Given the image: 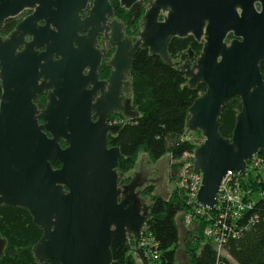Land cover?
I'll return each instance as SVG.
<instances>
[{"label":"water","instance_id":"1","mask_svg":"<svg viewBox=\"0 0 264 264\" xmlns=\"http://www.w3.org/2000/svg\"><path fill=\"white\" fill-rule=\"evenodd\" d=\"M88 1L0 0V206L26 208L43 229L32 247L41 263L113 264L112 247L126 245L150 264L139 247L152 208L142 188L153 182L156 195L170 196L169 157L158 161L159 178L153 179L142 155L126 182L117 168L121 150L108 146L124 123L107 118L112 111L127 121L139 116L127 80L139 49L172 65L169 44L175 37L192 35L203 43L197 60L180 69L189 87H207L188 109L186 132L205 137L194 151L203 175L197 198L212 207L225 173L245 177L246 160L264 150V0H151L135 40L114 17L110 0H93L82 18ZM140 2L119 0L127 10ZM27 8L34 11L4 38V23ZM98 36L103 49L96 47ZM106 47L115 49L108 59L113 70L107 81H98ZM47 90L46 109L39 111L33 99ZM233 97L242 109L228 138L220 118ZM52 160L61 167L55 169ZM6 245L0 236V258Z\"/></svg>","mask_w":264,"mask_h":264},{"label":"trees","instance_id":"2","mask_svg":"<svg viewBox=\"0 0 264 264\" xmlns=\"http://www.w3.org/2000/svg\"><path fill=\"white\" fill-rule=\"evenodd\" d=\"M114 3L115 13L127 25L128 33L138 32L144 14L143 4L138 3L130 10H124L116 0ZM169 45L172 65L164 62L159 55L151 56L144 48L135 54L130 77L133 90L131 98L140 113L134 120L125 122L119 133L108 138V146H118L121 150L117 168L127 176V180L137 168L141 152H145L150 161L155 163L169 153L180 158L184 152L194 149L193 143H178L176 140L186 129L189 107L207 87L203 84L196 88L189 87L188 80L178 65L180 60L187 57L188 48L191 47L197 54L203 45L196 42L193 36L175 37ZM261 73L264 76V62L261 64ZM241 109L238 97L227 102L220 118L223 136L231 138L236 116ZM259 153L264 159V150L260 149ZM173 180L174 177L170 174L169 181L173 183ZM242 184L255 195L264 190V176L251 174L242 179ZM142 189V195L152 203L149 223L143 233L152 236L158 243L160 264H175L180 246L176 217L187 210V204L174 188L168 198L156 195L157 188L153 183H148ZM23 211L19 207L0 206V233L7 239L0 264L36 263L32 247L41 238L42 229L34 224L31 215ZM254 215L259 218L250 225L249 230H245L238 238H228L224 245L227 254L237 264H264V198L257 200L254 208L241 216L239 224L249 223ZM22 217L25 219L21 220ZM205 224L206 220H202L197 228L188 231L185 236V253L189 263L231 264L226 257H219L213 244L205 238ZM112 256L113 264H139V256L130 246L112 247Z\"/></svg>","mask_w":264,"mask_h":264},{"label":"built area","instance_id":"3","mask_svg":"<svg viewBox=\"0 0 264 264\" xmlns=\"http://www.w3.org/2000/svg\"><path fill=\"white\" fill-rule=\"evenodd\" d=\"M196 133L197 131L186 132L185 129L176 141L178 143H193ZM204 140L202 139L201 142ZM194 151L195 149L191 152L186 151L180 158H175L173 154H169L170 165L178 166L176 170L171 172L172 174L170 173L174 177V191L180 198H184L187 204V210L183 211L186 226L189 230H194L202 220H206L203 228L205 238L213 244L219 257H226L231 264H234L235 262L225 251L224 245L228 242V238H238L245 230H249L252 223L258 220L259 217L254 215L249 223L239 224L241 216L253 209L257 200L264 198V190L252 195L251 189H246L242 184V179L251 174L256 176L263 174L264 176V159L259 152L247 159V175L245 177L237 171L228 170L220 183L215 204L210 207L200 204L197 198L203 175L195 167ZM140 246L145 249L150 264H160L158 243L152 236H146L143 233L139 242Z\"/></svg>","mask_w":264,"mask_h":264},{"label":"flooded vegetation","instance_id":"4","mask_svg":"<svg viewBox=\"0 0 264 264\" xmlns=\"http://www.w3.org/2000/svg\"><path fill=\"white\" fill-rule=\"evenodd\" d=\"M117 1V3H119V0H116ZM149 1H151V0H144V3H141V4H143V6H144V12H145V9H146V7H147V5H148V3H149ZM93 0H89L88 1V6H87V8H86V10H84L82 13H81V15H82V18H86V16H88V14H89V11H90V9L93 7ZM110 3H112V5H113V8H114V14H115V18H117L118 20H120L121 22H123L122 20H121V18L120 17H118L117 16V14L115 13L116 12V10H115V3H114V0H110ZM138 4V3H137ZM136 5V4H135ZM120 6L124 9V10H127V9H125L122 5H121V3H120ZM134 6V5H133ZM132 6V7H133ZM131 7V8H132ZM130 10V9H129ZM34 10L33 9H30V8H27V9H25V10H23L21 13H20V15H18V16H14V17H9V19L4 23V26H3V28L1 29L2 30V32H1V35L4 37V38H8L9 36H10V34L14 31V29L16 28V26L19 24V23H21V21L22 20H24V19H26V17H28V16H30L31 15V13L33 12ZM145 14V13H144ZM144 14H143V16H144ZM142 16V17H143ZM161 19H163V16H161ZM112 20V18H110V21ZM10 21V23L8 24V22ZM124 23V22H123ZM141 23V22H140ZM43 24H44V21H42L41 23H40V25H42L43 26ZM124 25H125V23H124ZM125 33H126V35L127 36H133L132 34H129L128 32V29H127V25L125 26ZM84 34H86V32H84ZM190 36H192V35H190ZM99 38H98V44H97V48H99V49H103L102 47H103V45H102V37L101 36H98ZM189 37V36H188ZM194 38V37H193ZM32 39V36L31 35H27L26 37H25V40L26 41H32L31 40ZM136 38L134 37V40H135ZM195 39V38H194ZM228 39L230 40V39H233V34H230L229 36H228ZM196 41V40H195ZM196 42H198V41H196ZM198 43H200V42H198ZM106 44V43H105ZM202 45H203V43H201ZM24 48V45H22V47H20L18 50L19 51H22V49ZM107 48V52L106 53H103V54H105V56H103L101 59H102V61H101V64L99 65V68H98V81H107V79L110 77V75H111V72H112V67L111 66H109V64H108V59H110V57H112V55L115 53V49L114 48H108V47H106ZM43 47H41L40 49L38 48H36V50H41V51H43ZM190 50L192 51V57L190 56ZM187 57L185 58V59H182V60H180V63H179V65L178 66H180L181 64H184L187 60H190V63L191 64H193L196 60H197V58H198V54L200 53H195L193 50H192V48L190 47V48H188L187 50ZM86 74H88V72H85ZM130 77L131 76H129V77H127V80H130L131 81V79H130ZM1 80H0V84H1ZM38 83L39 84H42V80L41 79H39V81H38ZM101 95V90L99 91V96ZM47 96H48V90L45 92V93H41V92H39V93H37V95L35 96V98L33 99V104L34 105H36L37 106V108H38V110L39 111H42V110H45L46 109V104H47ZM132 96V95H131ZM134 106V105H133ZM135 108V107H134ZM133 108V109H134ZM92 114H95V111H93L92 112ZM93 120H97V118H94ZM134 120V119H133ZM129 121V120H128ZM107 122L108 123H110V124H113V123H125V122H127V120L125 119V116H124V114L123 113H121V112H116V111H112L111 112V114L108 116V118H107ZM46 122L44 121V119L43 118H39V124L40 125H44ZM60 145L63 147V148H65L66 147V143H65V141H63V140H61L60 141ZM52 162V165H53V167L55 168V169H59L60 167H61V162H59V161H57V160H52L51 161ZM150 168H152V167H150ZM137 170H139V168L137 169ZM137 170L135 171V172H133V174L134 173H136L137 172ZM132 174V175H133ZM131 175V176H132ZM131 176H130V179H131ZM150 177L151 178H153V179H157V178H159L158 177V171H157V168L156 169H154V168H152V170H151V173H150ZM126 178V182H129L130 181V179L129 180H127V176L125 177ZM148 183H153V182H148ZM154 184V183H153ZM155 185V184H154ZM156 186V185H155ZM157 187V186H156ZM148 200V199H147ZM1 207H3V206H1ZM6 207V206H5ZM19 208H21V209H23L24 211H25V213H28L29 215H31L30 214V211H28L26 208H23V207H19ZM23 211V212H24ZM31 217H32V221H33V216L31 215ZM25 219V217H22V219L21 220H24ZM34 222V221H33ZM35 224V223H34ZM36 225V224H35ZM37 226V225H36ZM39 227V226H38ZM40 228V227H39ZM40 229H42V228H40ZM42 233H43V229H42ZM42 233H41V235H42ZM0 236L2 237V235H1V233H0ZM41 237V236H40ZM2 238H4V237H2ZM4 239H6V238H4ZM41 239V238H40ZM39 239V240H40ZM38 240V241H39ZM37 241V242H38ZM36 242V243H37ZM4 252H5V250H4ZM35 264H61L58 260H56V259H53L52 261H44V262H40V261H38L37 259H36V263Z\"/></svg>","mask_w":264,"mask_h":264},{"label":"rangeland","instance_id":"5","mask_svg":"<svg viewBox=\"0 0 264 264\" xmlns=\"http://www.w3.org/2000/svg\"><path fill=\"white\" fill-rule=\"evenodd\" d=\"M140 29H141V27H140ZM140 31V30H139ZM138 31V32H139ZM138 32H136V33H133L132 35L135 37V38H137L138 37V35H137V33ZM202 139H205V137L203 136V134L202 133H200V132H197L196 133V135H195V139H194V141H193V146H194V149H196L197 147H199V146H201V145H199V144H203V142H201V140ZM173 142H175L176 143V141H173ZM170 154V153H169ZM167 155L166 157H170V155ZM144 156V160H143V163L146 165V166H150V167H152V168H154V169H156L157 168V163L158 162H151L150 161V158H149V156H147L146 155V153L145 152H141L140 154H139V160H138V163L141 161V159L143 158V156ZM159 161V160H158ZM138 163H137V168L134 170V172L139 168L138 167ZM167 166H168V177H169V175H170V173L172 172V171H174V170H176L177 169V165L176 166H174V165H170V158H168V162H167ZM133 174V172L130 174V176ZM172 174V173H171ZM146 186V185H145ZM144 186V187H145ZM143 187V188H144ZM168 187H171V191H172V188H173V183L171 182V181H169V179H168V181L165 183V188H167L168 189ZM143 190V189H142ZM157 190V189H156ZM170 194H171V192H170ZM147 199V198H146ZM148 202H150V199H148ZM151 203V202H150ZM176 220H177V223H178V227H179V231H180V246H179V248H178V250H177V257H176V261H175V264H190L189 263V261H188V256H187V253H185V238H184V234H185V231H184V229L186 230V228H187V226H186V222H185V220H184V217H183V213H180V214H178L177 215V217H176ZM192 229V228H191ZM34 255V254H33ZM234 262V261H233ZM234 264H237L236 262L234 263Z\"/></svg>","mask_w":264,"mask_h":264},{"label":"crops","instance_id":"6","mask_svg":"<svg viewBox=\"0 0 264 264\" xmlns=\"http://www.w3.org/2000/svg\"><path fill=\"white\" fill-rule=\"evenodd\" d=\"M184 231H185V234H184V238H185L187 232H188V231H192V230H189L188 228H186V230L184 229ZM180 235H181V234H180ZM176 257H177V256H176ZM138 262H139V264H142V262L140 261V258H138Z\"/></svg>","mask_w":264,"mask_h":264}]
</instances>
